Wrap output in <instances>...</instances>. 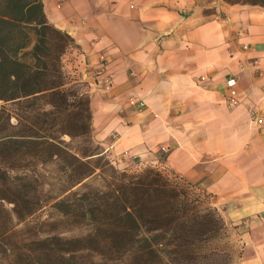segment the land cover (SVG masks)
<instances>
[{
	"label": "crops",
	"instance_id": "obj_1",
	"mask_svg": "<svg viewBox=\"0 0 264 264\" xmlns=\"http://www.w3.org/2000/svg\"><path fill=\"white\" fill-rule=\"evenodd\" d=\"M43 2L78 45L64 61L88 84L103 154L200 185L240 245L236 264H264V6L214 1L207 19L200 0Z\"/></svg>",
	"mask_w": 264,
	"mask_h": 264
},
{
	"label": "trees",
	"instance_id": "obj_2",
	"mask_svg": "<svg viewBox=\"0 0 264 264\" xmlns=\"http://www.w3.org/2000/svg\"><path fill=\"white\" fill-rule=\"evenodd\" d=\"M72 48L74 38L49 20L43 0H0V194H36L39 166L54 164L60 194H70L54 208L91 226L86 237L47 232L13 247L11 264H229L231 228L210 194L158 167L129 173L104 161L92 140L88 84L71 81L63 65ZM76 138L83 145L75 147ZM98 169L104 185L73 190ZM0 199L14 203L19 220L32 214L19 196ZM88 250L95 254L84 256Z\"/></svg>",
	"mask_w": 264,
	"mask_h": 264
},
{
	"label": "rangeland",
	"instance_id": "obj_3",
	"mask_svg": "<svg viewBox=\"0 0 264 264\" xmlns=\"http://www.w3.org/2000/svg\"><path fill=\"white\" fill-rule=\"evenodd\" d=\"M203 4L206 5L205 9L202 10L203 14L207 16V19L212 18L214 11L217 10L216 2L220 0H200ZM228 4H241V5H252L255 2H264V0H221ZM218 13V12H217ZM218 15H223L221 12ZM66 57H63V65L65 71L68 73L69 79L76 80L81 77L78 76V73H75L72 70V67L68 65L67 60L64 61ZM84 89L89 91V87L86 86ZM7 107L12 109V105L8 104ZM92 140L94 147L98 148V151H102L101 145L94 139V132L92 131ZM66 140L70 138L66 136ZM84 140L82 138H76L73 142V145L76 147L83 145ZM161 151L165 153L167 148ZM105 160L110 161V163L119 171H127L129 173H138L147 167H157L158 164L146 163L141 160H136L135 157L131 156L129 151H125L122 155V162L117 164L113 163L114 158L107 157L106 154L103 155ZM123 163V164H121ZM163 171L167 173L166 167L162 168ZM106 171L105 177H108L107 172H109V167H105ZM42 177L38 178L36 183L38 186V191L36 194H0V196H8L10 198L21 197L23 200L27 201L25 204H30L32 208V214H29L28 211L24 214V219L19 220L15 213V205L13 202L0 199V264H11L10 253L13 247H23L25 245H30L34 240L39 238H44L47 232L51 234L60 235L66 238H82L86 237L91 230V226L78 222L75 217H63L53 206V204L60 198L68 196L70 194H60L61 190L65 187L60 184L56 177V166L54 164H47L45 166H39L38 170ZM99 173H102L100 169L97 170V174L93 177L87 179L84 185H79L73 190H85L87 186H98L101 187L104 185V180L99 176ZM175 181H179L180 178L177 176H172ZM199 187H197V186ZM191 188L192 192L196 194H205L206 192L200 185L196 184ZM201 188V189H199ZM22 205V202L19 205ZM22 209V208H21ZM27 210V209H25ZM25 212V211H24ZM28 214V215H27ZM90 242V241H88ZM87 242V243H88ZM230 244L233 248L232 260L229 264H236L239 259L240 245L236 242L235 238L231 236L229 239ZM86 243V244H87ZM95 254L92 251H84V256H91ZM96 256V255H94ZM110 256V255H108ZM100 258V257H96Z\"/></svg>",
	"mask_w": 264,
	"mask_h": 264
},
{
	"label": "built area",
	"instance_id": "obj_4",
	"mask_svg": "<svg viewBox=\"0 0 264 264\" xmlns=\"http://www.w3.org/2000/svg\"><path fill=\"white\" fill-rule=\"evenodd\" d=\"M226 86L228 89L229 103L232 106L239 105L241 103L242 99H241V95H240V90L238 88L237 79L235 77L229 78L226 81ZM111 87H112V82L108 81L107 88L109 89ZM263 91H264V89H263ZM131 103L134 105H137L140 108H142L144 106V102L142 100L133 99L131 101ZM165 149H166V147H163V150H165Z\"/></svg>",
	"mask_w": 264,
	"mask_h": 264
}]
</instances>
